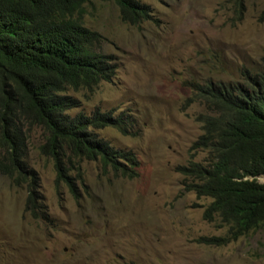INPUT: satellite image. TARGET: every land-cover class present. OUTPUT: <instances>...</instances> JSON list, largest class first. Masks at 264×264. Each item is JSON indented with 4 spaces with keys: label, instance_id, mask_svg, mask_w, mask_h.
Instances as JSON below:
<instances>
[{
    "label": "rangeland",
    "instance_id": "374dc122",
    "mask_svg": "<svg viewBox=\"0 0 264 264\" xmlns=\"http://www.w3.org/2000/svg\"><path fill=\"white\" fill-rule=\"evenodd\" d=\"M140 1L152 18L138 25L122 22L112 0L85 4L83 22L103 38L116 73L92 92L66 91L78 101L72 115L97 107L132 114L135 134L112 126L98 133L136 153L137 176L117 177L98 159L75 161L74 197L39 151L43 128L32 127L26 161L46 210L33 217L25 208L27 184L0 173V264H264V228L219 245L200 240L227 227L217 215L202 217L210 198L184 191L176 170L189 160L202 132L197 117L208 109L191 84L260 70L264 0Z\"/></svg>",
    "mask_w": 264,
    "mask_h": 264
},
{
    "label": "trees",
    "instance_id": "16d2710c",
    "mask_svg": "<svg viewBox=\"0 0 264 264\" xmlns=\"http://www.w3.org/2000/svg\"><path fill=\"white\" fill-rule=\"evenodd\" d=\"M107 1V0H103ZM122 22L138 25L152 18L140 0H112ZM91 0H0V173L14 185L27 184L25 208L37 218L45 214L40 182L28 166L27 142L34 126L46 138L39 146L50 158L56 181L76 197L70 170L75 161L100 160L115 176H137L138 159L99 135L112 126L135 134L131 113L95 108L90 115L70 113L78 105L66 91H94L116 73L113 56L102 50L103 38L83 22ZM240 4V2H239ZM206 113L198 115L202 132L192 142L193 154L176 170L184 191L210 198L202 217L217 215L227 227L204 243L224 244L264 228V57L259 71L244 69L238 80L208 79L192 83Z\"/></svg>",
    "mask_w": 264,
    "mask_h": 264
},
{
    "label": "clouds",
    "instance_id": "9594fccd",
    "mask_svg": "<svg viewBox=\"0 0 264 264\" xmlns=\"http://www.w3.org/2000/svg\"><path fill=\"white\" fill-rule=\"evenodd\" d=\"M124 23H125V22H124ZM127 24H129V23H127ZM131 25H133V24H131ZM245 69H246V68H245ZM243 70H244V69H243ZM190 150H191V149H190ZM132 151H133V150H132ZM197 154H199V152H197L196 155H197ZM194 155H195V154H193V151L191 150V152H190V154H189V159H193V158H191V157L194 156ZM136 156H137V155H136ZM137 159H138V158H137ZM193 160H194V159H193ZM138 162H139V161H138ZM187 162H188V161H187ZM187 162H186V163H187ZM186 163H184V164H186Z\"/></svg>",
    "mask_w": 264,
    "mask_h": 264
},
{
    "label": "water",
    "instance_id": "95a60500",
    "mask_svg": "<svg viewBox=\"0 0 264 264\" xmlns=\"http://www.w3.org/2000/svg\"><path fill=\"white\" fill-rule=\"evenodd\" d=\"M264 178V176H262Z\"/></svg>",
    "mask_w": 264,
    "mask_h": 264
}]
</instances>
